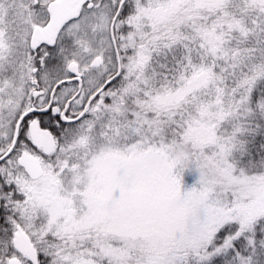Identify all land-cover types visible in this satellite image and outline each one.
Wrapping results in <instances>:
<instances>
[{
  "label": "snow or ice",
  "instance_id": "1",
  "mask_svg": "<svg viewBox=\"0 0 264 264\" xmlns=\"http://www.w3.org/2000/svg\"><path fill=\"white\" fill-rule=\"evenodd\" d=\"M0 264H264V0H0Z\"/></svg>",
  "mask_w": 264,
  "mask_h": 264
}]
</instances>
